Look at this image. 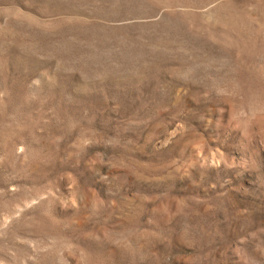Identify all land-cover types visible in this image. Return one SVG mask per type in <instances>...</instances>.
I'll list each match as a JSON object with an SVG mask.
<instances>
[{"label":"rangeland","instance_id":"374dc122","mask_svg":"<svg viewBox=\"0 0 264 264\" xmlns=\"http://www.w3.org/2000/svg\"><path fill=\"white\" fill-rule=\"evenodd\" d=\"M0 264H264V0H0Z\"/></svg>","mask_w":264,"mask_h":264}]
</instances>
